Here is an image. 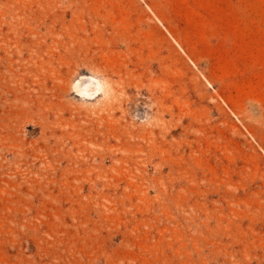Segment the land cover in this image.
Instances as JSON below:
<instances>
[{
	"label": "rangeland",
	"instance_id": "374dc122",
	"mask_svg": "<svg viewBox=\"0 0 264 264\" xmlns=\"http://www.w3.org/2000/svg\"><path fill=\"white\" fill-rule=\"evenodd\" d=\"M0 264H264V0H0Z\"/></svg>",
	"mask_w": 264,
	"mask_h": 264
},
{
	"label": "bare ground",
	"instance_id": "6f19581e",
	"mask_svg": "<svg viewBox=\"0 0 264 264\" xmlns=\"http://www.w3.org/2000/svg\"><path fill=\"white\" fill-rule=\"evenodd\" d=\"M160 19V18H159ZM161 21V20H160ZM163 23V22H162ZM152 25H151V23L149 22V21H147V20H142V22L140 23V27H147V28H149V27H151ZM176 37V36H175ZM176 39V38H175ZM177 42L180 44V46L185 50V52L189 55V53H188V51H187V49H186V47L182 44V41H180V40H177ZM189 57L195 62V64L196 65H198V63L189 55Z\"/></svg>",
	"mask_w": 264,
	"mask_h": 264
}]
</instances>
